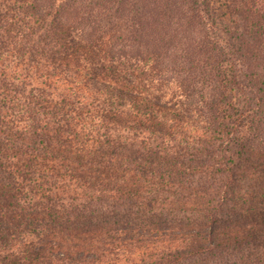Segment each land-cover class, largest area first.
<instances>
[{
  "label": "trees",
  "instance_id": "16d2710c",
  "mask_svg": "<svg viewBox=\"0 0 264 264\" xmlns=\"http://www.w3.org/2000/svg\"><path fill=\"white\" fill-rule=\"evenodd\" d=\"M0 264H264V0H0Z\"/></svg>",
  "mask_w": 264,
  "mask_h": 264
}]
</instances>
